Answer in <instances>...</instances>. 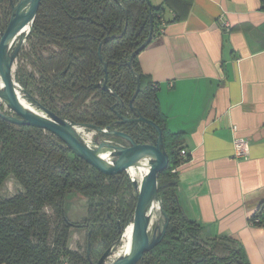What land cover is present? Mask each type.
Here are the masks:
<instances>
[{
	"label": "trees",
	"instance_id": "16d2710c",
	"mask_svg": "<svg viewBox=\"0 0 264 264\" xmlns=\"http://www.w3.org/2000/svg\"><path fill=\"white\" fill-rule=\"evenodd\" d=\"M16 1L0 0V33ZM190 3L165 0L178 20ZM161 10L150 0H40L23 53L31 70L17 71L15 79L28 101L93 129L109 127L137 143H152L157 135L153 126L125 122L119 115H141L160 127L168 165L158 173L157 196L166 231L138 264H250L239 241L226 236L203 240L201 226L181 208L173 169L188 156L180 155L184 133L168 128L157 85L139 65L143 48L135 52L150 32L153 36L159 30ZM8 177L21 189L7 197L0 194V264H63L62 258L64 264H93L87 252L82 256L68 247L70 228L83 227L95 251L109 248L132 223L136 195L125 171L105 174L56 135L0 116V185ZM73 195L86 200V214L78 222L66 214ZM250 220L264 225V200Z\"/></svg>",
	"mask_w": 264,
	"mask_h": 264
},
{
	"label": "crops",
	"instance_id": "0c3cea01",
	"mask_svg": "<svg viewBox=\"0 0 264 264\" xmlns=\"http://www.w3.org/2000/svg\"><path fill=\"white\" fill-rule=\"evenodd\" d=\"M150 1L162 21L138 60L168 128L184 133L188 156L174 168L181 208L203 240L233 238L250 264H264V225L250 220L264 200V2L191 0L178 20L165 0ZM236 139L248 143L243 157Z\"/></svg>",
	"mask_w": 264,
	"mask_h": 264
},
{
	"label": "water",
	"instance_id": "95a60500",
	"mask_svg": "<svg viewBox=\"0 0 264 264\" xmlns=\"http://www.w3.org/2000/svg\"><path fill=\"white\" fill-rule=\"evenodd\" d=\"M40 0H17L12 3V14L5 27L0 33V76L3 83L0 85V99L4 100L6 105L9 107L14 114L3 112L0 110V116L14 124H26L44 129L58 138H60L65 145L72 150L74 154L84 159L89 165L96 168L97 170L105 174H114L121 171H126L127 167L134 163L140 156L146 154L151 155V167L143 177L139 189L136 194V202L133 211L132 220V238L136 242V248L134 251L127 256H122L114 260L111 264H135L139 261L143 254L150 250L156 245L163 237L166 231L167 221L165 220L164 225L160 233L157 236L149 238L148 224L149 217L146 214V208L148 203L157 197V176L160 171H163L168 165V156L162 147V133L160 127L153 121L146 119L145 117L138 115L135 117H124L119 115L120 119L125 122L129 121H142L153 126L156 130V138L152 143H137L129 134L126 132L110 129L105 127H96L97 132L117 136L127 141L126 145L113 144L106 141L99 142L95 148L87 145L75 132L74 126L79 125L87 128H92L88 124H81L72 122L66 118H63L56 113L46 109L40 104H37L44 112L45 115H40L36 112L25 108L19 100V84L13 79L12 76V64L19 49L16 46L13 52H9V48L12 44V38L17 34L21 33L25 27L29 24L28 29L23 34V39L28 36L34 17L38 10ZM151 32L146 40L135 50L140 51L151 39ZM130 64V62H129ZM104 89L107 86L104 84ZM129 102V107L133 110L132 100ZM120 103L121 100L118 99ZM102 146H109L112 148L113 160L110 162L101 159L97 151ZM134 187L137 184L132 180ZM159 200V198H158ZM160 202V200H159ZM161 208V203H160ZM162 210V208H161ZM111 250V247L107 248L95 264H103L107 253Z\"/></svg>",
	"mask_w": 264,
	"mask_h": 264
},
{
	"label": "rangeland",
	"instance_id": "374dc122",
	"mask_svg": "<svg viewBox=\"0 0 264 264\" xmlns=\"http://www.w3.org/2000/svg\"><path fill=\"white\" fill-rule=\"evenodd\" d=\"M16 46H19V49L13 60L12 76H13V79L17 82V80L15 79V74L17 73V71L19 70L30 71L31 67L29 66L28 63H26L23 57V53L25 52V49H28L26 39H23L22 36L18 37L15 40V42H13V44L10 46L9 52H13ZM19 86H20L19 91H21V95L24 97L22 87L20 84ZM0 109L4 112L14 114V112L11 111L9 107L6 105V103L1 99H0ZM79 137L83 139L84 142L87 145H90V147L92 148H95L98 145V143L102 141H106L108 143L110 142L113 144H123V145L127 144V141L124 140L123 138L109 135V134H102L100 132H97L93 128H87V127L82 128V131L79 132ZM125 172L127 173L129 178L132 177L129 166L127 167ZM18 184L20 185V183L14 180L13 177H10L9 179H6V181L0 186V192L4 195L15 193L18 188ZM132 189H133V193L136 195L137 191L135 187H132ZM65 207H66V214L68 218L73 222L80 221L86 214V200L84 197L80 195H73L71 198H68L66 201ZM46 210L48 212H51L50 208H47ZM132 220H133V216H132ZM153 222L154 223L151 229L149 230V238L152 236H157L160 233L162 226L164 225L165 217L162 214V210H161V216L157 215L154 218ZM119 238L113 244L118 243ZM67 242H68L67 245L70 249L77 250L82 256H85V252H87L89 256L91 255L93 264H95V262L101 256V254L106 250V248L104 249L103 247H98V249H96L95 251L94 250L91 251V248H89L86 243V230L83 227H79V226H72L70 228ZM113 244L109 247L112 248ZM110 251L111 250H109V252L107 253L105 260L107 256L110 255ZM61 260L64 264L65 259L62 258ZM67 264H72V261L69 260ZM78 264H81V263H78ZM135 264H138V261Z\"/></svg>",
	"mask_w": 264,
	"mask_h": 264
},
{
	"label": "bare ground",
	"instance_id": "6f19581e",
	"mask_svg": "<svg viewBox=\"0 0 264 264\" xmlns=\"http://www.w3.org/2000/svg\"><path fill=\"white\" fill-rule=\"evenodd\" d=\"M28 26H29V24L25 27V29L21 33L17 34L14 38L11 39L12 44H13V42H15V40L18 37L23 36V34L28 29ZM2 83H3V80L0 76V85ZM17 93L19 95L18 97H19L21 104L25 108H27L28 110H31L33 112H36L40 115H45V112L39 106H37L36 104L25 99L21 95V91H18ZM82 128H84V127L79 126V125L74 126L75 132L77 133L78 136H79V132L82 131ZM111 152H112L111 147L102 146L98 149L97 154L104 161L110 162L111 160H113ZM151 160H152L151 155L144 154V155L140 156L138 159H136V161L134 163L129 165L130 172L132 174L131 180H134L137 184V187L135 188L136 191H138L143 177L146 175V173L148 172V170L151 167ZM137 180H138V182H137ZM146 214L149 217V224H148V233H149V230L151 229V227L154 223L153 222L154 218L157 215L161 216L160 202L156 196L153 197V199L148 203L147 208H146ZM135 248H136V242L132 238V223H131L127 227H125L124 230L121 231L118 243L113 244L111 251H110V255L107 256V258L103 264H111L117 258H120L122 256H127L128 254L132 253Z\"/></svg>",
	"mask_w": 264,
	"mask_h": 264
},
{
	"label": "built area",
	"instance_id": "2783aa9c",
	"mask_svg": "<svg viewBox=\"0 0 264 264\" xmlns=\"http://www.w3.org/2000/svg\"><path fill=\"white\" fill-rule=\"evenodd\" d=\"M223 25L224 27L226 26H229V23L228 22H223ZM105 129V128H103ZM234 145H235V149H234V154L235 156H238V157H243L247 154L248 152V143L246 140L244 139H236L234 141ZM187 154V151L185 150V148L181 149L180 150V155L181 156H185ZM174 171V169H173ZM256 221H258V219H255Z\"/></svg>",
	"mask_w": 264,
	"mask_h": 264
}]
</instances>
